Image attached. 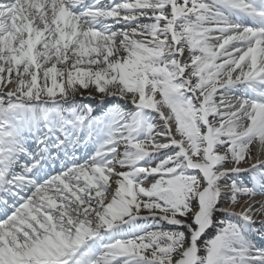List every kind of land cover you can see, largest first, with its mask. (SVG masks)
<instances>
[{
    "label": "snow or ice",
    "instance_id": "obj_1",
    "mask_svg": "<svg viewBox=\"0 0 264 264\" xmlns=\"http://www.w3.org/2000/svg\"><path fill=\"white\" fill-rule=\"evenodd\" d=\"M0 264H264V0H0Z\"/></svg>",
    "mask_w": 264,
    "mask_h": 264
},
{
    "label": "rangeland",
    "instance_id": "obj_2",
    "mask_svg": "<svg viewBox=\"0 0 264 264\" xmlns=\"http://www.w3.org/2000/svg\"><path fill=\"white\" fill-rule=\"evenodd\" d=\"M243 202V201H242ZM236 211H239L240 210V206L238 205L235 209Z\"/></svg>",
    "mask_w": 264,
    "mask_h": 264
}]
</instances>
